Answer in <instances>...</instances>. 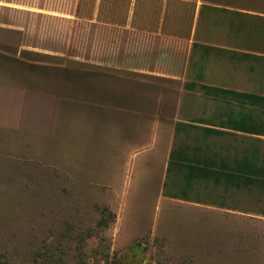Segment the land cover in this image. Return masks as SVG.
Returning a JSON list of instances; mask_svg holds the SVG:
<instances>
[{"label": "rangeland", "instance_id": "1", "mask_svg": "<svg viewBox=\"0 0 264 264\" xmlns=\"http://www.w3.org/2000/svg\"><path fill=\"white\" fill-rule=\"evenodd\" d=\"M103 1L98 14L80 11L79 26L73 3L59 15L38 10V0H0V49L20 43L62 58L19 55L30 82L0 69V264H206L190 245L194 219L179 212L191 216L192 207L161 198L154 172L143 170L149 161L139 164L134 153L151 132L172 126L178 96L190 104L191 90L180 87L207 68L210 25L214 33L223 22L208 4L223 0H132L126 25L112 27L105 21L118 0ZM63 40L62 55L40 50ZM109 56L118 68L97 78L55 72ZM51 74L62 79L46 80ZM142 102L144 111L131 109ZM165 183L174 195L175 179ZM101 207L114 216L106 227L96 223Z\"/></svg>", "mask_w": 264, "mask_h": 264}, {"label": "crops", "instance_id": "2", "mask_svg": "<svg viewBox=\"0 0 264 264\" xmlns=\"http://www.w3.org/2000/svg\"><path fill=\"white\" fill-rule=\"evenodd\" d=\"M208 5L223 22L214 33L210 25L207 68L180 87L191 90L190 104L178 96L172 126L151 132L134 157L149 161L143 170L154 172L161 198L192 207L191 216L179 212L194 219L190 245L206 264H264V0ZM22 71L10 75L28 77ZM88 89L80 93L102 97ZM160 105L158 98L156 117ZM168 176L174 195L163 191Z\"/></svg>", "mask_w": 264, "mask_h": 264}, {"label": "trees", "instance_id": "3", "mask_svg": "<svg viewBox=\"0 0 264 264\" xmlns=\"http://www.w3.org/2000/svg\"><path fill=\"white\" fill-rule=\"evenodd\" d=\"M71 1L70 0H51V1L48 0L45 3V0H38L36 7L38 10H41V11L57 13L59 15H66V14H69L71 12L69 7H71L70 5L73 3L72 4V5H74V13L73 14H74L75 19L77 20L76 22L74 21L73 23L76 25H79L80 21L82 19H85L84 16H81L80 11H82V9L84 8L86 1L85 0H73V2H71ZM166 1L167 0H165V3H166ZM132 4H133L132 0H118L117 2L113 1L112 5L110 3L111 7H110L108 12L111 13L113 8L116 9L115 16L113 14H109V16H107V21H105V24L107 26H110V27H112L114 25H120L123 23H124L123 25H126L127 20L129 18V10H130ZM104 6L105 5H104L103 0H90V2L88 1L86 8H84V9H86L84 11L87 13V16H89V14L91 12H92V14L95 12L98 14L102 11ZM162 7H163V4H162ZM221 10H222V8H221ZM117 11H118V15H116ZM37 16L43 17V15L40 13H38ZM44 17L46 19H50V20H57V21L65 22V23L69 22L66 18L60 17V16H53L50 14L49 15L44 14ZM87 20H90V18L88 17ZM6 31L10 32V33L17 34L19 37L22 36V31L9 30V29H7ZM80 36H81V33L78 32L77 34H75V38H72V40H71V42L75 43L74 49H76V50L81 49V47H82V44H80L81 43ZM192 45H194V44H192ZM21 46H22V44L18 43L17 45L9 46V48L2 47L0 49L2 51V53H4L3 58L0 57V67L2 69L8 70L10 72V74L13 76H16L15 74H19L23 69L22 65H23L24 61L21 58H19L20 57L19 55H22L25 53H27V54L31 53V54H36V55L53 57V58L60 59V60L62 59L61 57H57V56H49V55H45V54H39V53H35V52L19 50V48ZM32 47H34V46H32ZM64 49H65L64 40H63V42H61L60 48L52 49V48L40 47V50L47 51V52L57 51L61 55L64 54ZM111 58L112 57L109 56L108 59L106 58L105 60H101L100 62H92L89 64L84 63V65H82V66H84V68H86V69H84V68H75V69L73 68L72 69V68H70V66L62 65V64H57V65H55L54 68H55V70H57V71H55L56 73H59V71H60V72L66 73L68 75V74H71L70 72L72 70H74L75 71V72H73L74 75L83 76L84 73H87V74L91 75L92 77L97 78V77L101 76L102 74H107L108 72L118 68L117 66H115V64ZM109 59H111V60H109ZM74 63H76V65H77L78 62H74ZM69 76H71V75H69ZM47 79L48 80L50 79L49 81H55V80L58 81V80H61L62 78H57V75L51 74V76L48 75V78L46 77V80ZM26 80L28 82L31 81V79L28 77H26L24 81H26ZM26 84L28 85L29 83H26ZM75 87H77L78 89H82L81 86H77V84H75ZM185 87H187L188 89H191L194 87V84L188 83L185 85ZM201 88H202V90H205L204 92H206V90H208V88L206 86H201ZM73 89L78 91L76 88H73ZM64 96H66V95H64ZM99 215L100 216L97 219L96 223H97V225H99L101 227H106L107 222L112 221V219L114 217L113 214L106 207L99 208ZM92 264H96V263H92Z\"/></svg>", "mask_w": 264, "mask_h": 264}]
</instances>
